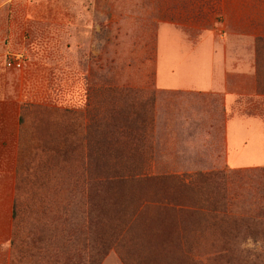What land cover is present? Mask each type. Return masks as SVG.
Listing matches in <instances>:
<instances>
[{
    "label": "rangeland",
    "instance_id": "obj_1",
    "mask_svg": "<svg viewBox=\"0 0 264 264\" xmlns=\"http://www.w3.org/2000/svg\"><path fill=\"white\" fill-rule=\"evenodd\" d=\"M164 2L195 7L194 35L247 38L261 95L240 108L264 121V28L236 26L232 0H0V264H264V166L161 171L188 151L127 120Z\"/></svg>",
    "mask_w": 264,
    "mask_h": 264
},
{
    "label": "crops",
    "instance_id": "obj_2",
    "mask_svg": "<svg viewBox=\"0 0 264 264\" xmlns=\"http://www.w3.org/2000/svg\"><path fill=\"white\" fill-rule=\"evenodd\" d=\"M231 4L228 11L234 14L236 26H264V5L257 8L245 0H232ZM173 6L170 3L165 9L164 2L156 18L157 56L152 83L124 85L127 120L140 125V137L155 141L150 147L159 154L162 149L179 147L188 151L187 161L163 166L161 171L208 172L264 166V121L240 108L247 98L261 95L255 48H245L244 36L215 35L214 31L194 35L193 30H208L209 26L193 14L195 7L169 9ZM250 10L254 15L246 17ZM214 99H221L222 105L221 143L216 142L210 133L212 128L209 131L207 126V119L211 121L215 116ZM216 116L218 122L220 115ZM136 134L130 139H137Z\"/></svg>",
    "mask_w": 264,
    "mask_h": 264
},
{
    "label": "trees",
    "instance_id": "obj_3",
    "mask_svg": "<svg viewBox=\"0 0 264 264\" xmlns=\"http://www.w3.org/2000/svg\"><path fill=\"white\" fill-rule=\"evenodd\" d=\"M262 27V26H261ZM264 28V26H263ZM262 38V37H261ZM138 43V42H137ZM21 121H23V117L21 116ZM17 212H18V202L15 201V204H14V208H13V217L16 218L17 217Z\"/></svg>",
    "mask_w": 264,
    "mask_h": 264
}]
</instances>
